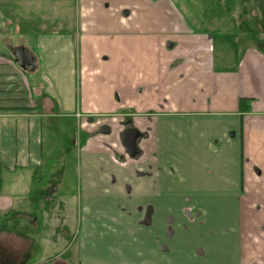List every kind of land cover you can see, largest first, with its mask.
<instances>
[{"label":"crops","instance_id":"crops-1","mask_svg":"<svg viewBox=\"0 0 264 264\" xmlns=\"http://www.w3.org/2000/svg\"><path fill=\"white\" fill-rule=\"evenodd\" d=\"M218 1L185 0L188 17L176 0H0V264H264V0ZM69 118L79 255L46 258L16 191L49 174Z\"/></svg>","mask_w":264,"mask_h":264},{"label":"rangeland","instance_id":"rangeland-1","mask_svg":"<svg viewBox=\"0 0 264 264\" xmlns=\"http://www.w3.org/2000/svg\"><path fill=\"white\" fill-rule=\"evenodd\" d=\"M191 1V0H190ZM194 1V0H193ZM200 2V5L204 6V11L207 13H212L214 16V8L220 5V1L218 0H195ZM176 2L182 7L186 15L189 17L190 12L194 14V7L192 9L186 4L185 0H176ZM198 10V9H196ZM220 12H225L224 9H220ZM239 12V10H238ZM236 13H231L229 16H234ZM217 16V15H216ZM226 16V15H225ZM34 47V40L30 41ZM52 124H55L54 120H51ZM45 125L46 128H49ZM66 128L67 132L64 135L59 134V138L61 141V145L58 146L57 152L55 153L54 159H47V166L50 167L49 174L44 177L43 181L39 184L35 182L34 184L28 185L27 187L24 183L20 185V191H16L21 193L22 188L25 193L28 195L30 199H27L25 202L24 209L33 212L34 218L39 217L40 224L38 227H30V230L33 228V231L37 232L36 234L41 235V239L38 240L39 243L44 241H51L47 243V252L45 254L46 258H51L54 254H66L70 256H74L75 259L78 258V238L81 234V229L83 227L82 222V203L81 200L82 195L80 193V186L77 183V174H78V151L77 146L72 145L73 137L80 136V131L77 127V119H62L60 121V125L56 128ZM73 129H72V128ZM77 127V128H76ZM75 134V135H74ZM51 133H46L44 135L45 145L48 146L51 141ZM54 138L57 139L55 136ZM58 140V139H57ZM59 141V142H60ZM60 159V160H59ZM48 161L52 163L57 162L58 169L54 168ZM61 165H65L68 168L67 180L71 184L68 188L70 190L64 191L60 190L59 193H55L54 195L50 194L52 188L59 187V179L53 177V171L62 170ZM67 173V171H64ZM57 173V172H56ZM64 174L63 177H65ZM65 194V195H64ZM67 194V195H66ZM50 197V198H48ZM23 204L22 199L20 200L19 206ZM257 207L260 208L264 205L262 201L256 200ZM52 208V211L56 214V219H58V223L53 224L48 220H45V217L42 216L43 209ZM259 209V208H258ZM37 214V215H36ZM9 224H13L15 221L12 218L8 219ZM69 230V235H67L66 230ZM32 231V232H33ZM62 232V234L60 233ZM34 233V232H33ZM59 237L58 242L54 243V237ZM72 238H74L71 242ZM53 242V243H52ZM73 243L72 246H70ZM64 244V245H63ZM66 248V249H65ZM36 253H39L43 250V245L38 244L34 247ZM59 252V253H55Z\"/></svg>","mask_w":264,"mask_h":264},{"label":"water","instance_id":"water-1","mask_svg":"<svg viewBox=\"0 0 264 264\" xmlns=\"http://www.w3.org/2000/svg\"><path fill=\"white\" fill-rule=\"evenodd\" d=\"M11 50L20 67L23 69H29L34 66L35 56L31 50H27L23 45L14 46ZM101 131L104 133L110 132V127L108 125H104L101 128ZM140 135L141 132L136 127L127 128L122 133L124 145L132 156H135L140 152L138 146V139L140 138Z\"/></svg>","mask_w":264,"mask_h":264},{"label":"flooded vegetation","instance_id":"flooded-vegetation-1","mask_svg":"<svg viewBox=\"0 0 264 264\" xmlns=\"http://www.w3.org/2000/svg\"><path fill=\"white\" fill-rule=\"evenodd\" d=\"M130 128H131V127H130ZM125 130H126V129H125ZM125 130H124V131H125ZM124 131H123V132H124ZM140 132H141V131H140ZM142 136H143V133L141 132V135H140V137L142 138ZM139 139H140V138H139Z\"/></svg>","mask_w":264,"mask_h":264},{"label":"built area","instance_id":"built-area-1","mask_svg":"<svg viewBox=\"0 0 264 264\" xmlns=\"http://www.w3.org/2000/svg\"><path fill=\"white\" fill-rule=\"evenodd\" d=\"M78 116H80V117H81V114H80V113H78Z\"/></svg>","mask_w":264,"mask_h":264},{"label":"trees","instance_id":"trees-1","mask_svg":"<svg viewBox=\"0 0 264 264\" xmlns=\"http://www.w3.org/2000/svg\"><path fill=\"white\" fill-rule=\"evenodd\" d=\"M243 103V102H242Z\"/></svg>","mask_w":264,"mask_h":264}]
</instances>
